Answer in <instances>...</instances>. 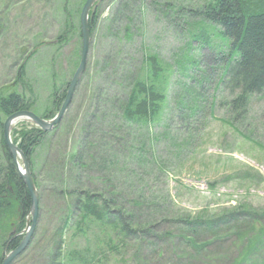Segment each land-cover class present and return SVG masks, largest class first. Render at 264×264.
Returning <instances> with one entry per match:
<instances>
[{
    "label": "rangeland",
    "instance_id": "rangeland-1",
    "mask_svg": "<svg viewBox=\"0 0 264 264\" xmlns=\"http://www.w3.org/2000/svg\"><path fill=\"white\" fill-rule=\"evenodd\" d=\"M85 1L0 0V93L27 95L34 103L30 109L42 118L51 119L49 115L58 112L53 108V93L71 80L81 58L79 22ZM208 3L211 0L100 3L74 107L83 109V100L99 87V105L105 113L100 151L112 172L110 183L103 186L102 171L94 165L91 183L114 196L111 208H120L124 216L110 214V224L103 226L78 216L77 206L67 221V206L61 199L41 194L39 214L29 230L31 242L12 264H48L58 239L64 240L62 256L53 257L52 264H145L150 254L146 264H234L241 252L247 255L238 264H251L245 238L258 235L259 228L246 221L256 218L259 223L254 225L264 226V90L250 96L243 110L229 105L231 98L223 86L227 75L220 59L222 51L228 50L226 40L194 14ZM204 30L210 34V44L194 40H200ZM151 53L159 56L164 68L157 81L166 100L152 122L129 123L121 113L128 94L123 77L136 72L145 78L142 55ZM20 66L25 87L18 80ZM67 112L72 119L76 108L72 105ZM28 124L22 121L13 129ZM48 132L47 143L34 154L33 169L37 183L50 187L60 179L51 162L71 149L78 150L80 140L67 143L62 123ZM3 151L0 146V162ZM10 214L2 220L9 232L0 236V260L12 251L3 249L4 237L17 235L23 240L27 224L33 223L29 212L24 229L17 232L22 216L16 207ZM226 214L241 215V223L201 245V255L190 259L169 254L164 259L154 254L159 247L193 253L189 243L207 241V231L204 226L190 231L185 221H209ZM135 222L139 225L134 226ZM126 225L138 229L137 237H129L125 251L103 259L104 246L99 243L115 228L124 231ZM172 235L174 244L169 248ZM254 256H264V250Z\"/></svg>",
    "mask_w": 264,
    "mask_h": 264
},
{
    "label": "trees",
    "instance_id": "trees-1",
    "mask_svg": "<svg viewBox=\"0 0 264 264\" xmlns=\"http://www.w3.org/2000/svg\"><path fill=\"white\" fill-rule=\"evenodd\" d=\"M194 14L200 16L203 19L202 21L219 28L221 37L226 40L228 51L220 57L224 72L227 73L223 86L226 88L227 95H230L231 101L229 105H233L234 108L232 109H245L248 98L255 94H260L264 90V0H211V3L205 4L199 13ZM96 20V16L91 20V30L94 29ZM124 34H128V28L124 29ZM198 37L201 42L210 44V34H205V30ZM142 64L145 65L147 70L145 78L140 77L141 74L136 72H127L123 77L128 84L126 86L128 94L126 98H123L121 113L122 118L129 123L152 122L159 114L162 104L166 100V95L160 90L157 81L164 71L162 62L155 54H144ZM23 70L24 67L20 66V71L17 74L19 81L24 78ZM21 82L24 83L25 87L26 83L24 80ZM65 96L66 90L58 92L57 103L54 106L56 107L55 110H58V106L61 105ZM93 100L94 109L89 118L80 127V133L77 134V140L81 138L80 146H78L80 153L76 150L73 153L62 155L60 159L54 162H57L54 168L60 179L54 182L52 189L58 195L64 197L67 202L70 201L67 206L71 213L76 211L74 208L78 206L76 208L79 210L78 216H81L84 220H91V223H99L104 226L106 222L107 225L110 224L108 222L110 220L108 219V213L111 205H113L114 201L112 199L114 196L110 198L104 194L101 188L92 184L93 180L90 175L93 166L97 165L103 174L101 177L105 181L104 183L102 182L103 186H107L105 183H110L111 181L110 173L112 171L106 169V160L104 161L100 151L103 145V138L99 133L105 113L102 110L104 107L99 105L102 100V93L99 92V87L94 89ZM30 105L31 103L25 94L11 93L5 95L0 93V146L2 151L4 150L2 152L3 160L0 162V236H5L9 232L6 225L2 224V220L11 215L10 209L16 207L20 212L19 215L22 216V222L17 229V232H21L25 227V216L30 212L31 208V194L16 167L11 153L6 147L3 137V117L29 109ZM224 105L226 106V104ZM47 137L46 132L31 125L24 126L21 130H14L13 133L14 142L19 143L20 149L28 158L34 155L35 150ZM70 165L74 169L70 168ZM87 174L89 176L85 177ZM37 185L41 193L47 190V187L41 186L39 182ZM113 192L108 194L112 195ZM75 197L79 199L77 200ZM62 202L64 203V201ZM79 202H81L80 205L78 204ZM123 208L126 209V207ZM125 211L131 215L128 209ZM114 214L120 216V219L124 216L120 208ZM253 216L250 215L249 217L252 218ZM240 217L241 215L238 214H226L209 221L187 219L185 222L190 231L196 226H204L207 231V234H205L207 235V241L196 242L195 240L194 243H189L193 253L188 251L183 253V250L180 249L177 252L167 251L165 247H159L154 254L164 259L169 254L172 257H180V255L184 254L186 258L193 259L202 254L200 253L201 245L207 244L213 239H218L222 234L233 231L237 223H241ZM246 223L250 227L259 228L258 235L251 234L245 238V246L248 248L246 250L252 257V259L250 257L252 260L251 264H256L257 262L264 264V259H260L264 258V256L260 258L259 256H254L255 252L264 250V226L254 225L259 223L256 218H252V223L247 221ZM136 225H139V223L135 222L134 226ZM117 230L115 228V233L111 234L109 238H103L101 243H99L100 247L104 246V248H101L103 259L125 251L129 237H137L138 233V229L131 225H126L124 231L120 230L117 232ZM190 231L188 235H191ZM174 238L172 235L168 245L169 248L173 247ZM21 240V236L10 235L6 238L4 237L3 249L5 251L16 249ZM185 241L186 243L189 242L186 238ZM55 247L56 253L52 254L49 264H52L53 257L57 259L62 256L61 240L56 242ZM246 255L244 252L243 254L242 252L239 253L238 257L234 259V264L244 260ZM151 256L152 254L145 256V264ZM0 264H2V260H0Z\"/></svg>",
    "mask_w": 264,
    "mask_h": 264
},
{
    "label": "water",
    "instance_id": "water-1",
    "mask_svg": "<svg viewBox=\"0 0 264 264\" xmlns=\"http://www.w3.org/2000/svg\"><path fill=\"white\" fill-rule=\"evenodd\" d=\"M95 1H97V0H87L86 4L83 7L82 13H81V30H82V42H83L81 62H80V65H79L76 73L74 74V76L72 78V81H71L70 86H69L67 97H66L64 104H63L60 112L58 113V115L54 119H52L51 121H45L43 119L38 118L35 114H33L30 111H19V112H16V113H13L12 115H10L4 123L5 140H6V143L9 147L14 159H16L17 154H19L24 161L25 171L24 172L21 171L20 173H21V176L23 177L24 182H25L26 186L28 187L29 192H30L31 197H32L33 223H32L31 229L34 227V224L36 222V217L38 215V201H39L38 193L36 191L35 184L33 181V177L30 173L28 161H27L26 157L24 156L22 151L11 142L10 130H11L12 121L15 119H19V118L30 119V120H33L35 123H37L43 129H49L54 124H57L60 121L61 117L63 116V114H64V112H65V110H66V108H67V106L71 100L74 88H75L77 82L79 81L81 74H82V72L85 68V65H86V59H87V54H88L89 44H90L89 12H90V9H91V7ZM29 238H30V234L27 233V235L22 240L20 245L15 250H13L4 259L3 264H9L15 256L19 255L26 248V246L29 242Z\"/></svg>",
    "mask_w": 264,
    "mask_h": 264
},
{
    "label": "bare ground",
    "instance_id": "bare-ground-1",
    "mask_svg": "<svg viewBox=\"0 0 264 264\" xmlns=\"http://www.w3.org/2000/svg\"><path fill=\"white\" fill-rule=\"evenodd\" d=\"M21 119V118H20ZM20 119H15V120H13L12 121V124L14 125V124H17L18 123V121H20Z\"/></svg>",
    "mask_w": 264,
    "mask_h": 264
}]
</instances>
